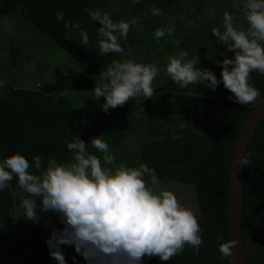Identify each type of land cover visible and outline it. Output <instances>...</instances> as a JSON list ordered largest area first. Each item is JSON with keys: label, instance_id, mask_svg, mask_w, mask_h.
Returning a JSON list of instances; mask_svg holds the SVG:
<instances>
[{"label": "trees", "instance_id": "trees-1", "mask_svg": "<svg viewBox=\"0 0 264 264\" xmlns=\"http://www.w3.org/2000/svg\"><path fill=\"white\" fill-rule=\"evenodd\" d=\"M209 1L0 0V19L3 22L14 11L26 12L31 23L80 69L73 75L61 74L56 80L43 83L34 90L14 88L10 82L0 86V160L19 152L29 162L34 155H41L54 156L58 161L67 163L71 159L67 143L73 140L74 135L86 144L92 137L102 135L118 164L138 167L144 163L155 170L159 181H177L193 186L196 205L190 204L187 208L193 212L201 229L203 243L198 252L185 245L184 250L169 261L153 257L146 258L145 264H232L230 255L220 259L218 248L221 243L228 242L226 201L232 149L253 104L239 105L226 99L231 93L222 85L215 91L207 89L203 83L180 88L170 78H163L156 84L153 82L151 98L133 97L123 106L105 113L100 108L103 97L95 99L93 88L101 82V74L113 61H121L119 58L126 48L120 40L123 53L113 52L102 56L97 44L96 29L99 24L92 21L87 10L108 13L110 6L115 7L118 2L120 8L113 13L115 20L137 21L130 24L127 38L135 42L140 40L141 48H145L144 54L159 62L164 54L172 52L174 46L167 33L159 40L153 35L157 24L163 19L159 15H192L206 9ZM214 1L213 6L221 2ZM225 1L228 8L234 10L237 4V10L243 17L244 10L238 0ZM153 7L160 9L159 15L152 14ZM58 13L62 14L61 20H57ZM222 15H215L211 24L219 23ZM65 23L68 24L67 28ZM75 24H79V28L74 27ZM212 26H206L203 30L211 32L209 28ZM81 30L88 35V44L81 42ZM202 31L193 35L177 32L176 43L184 47L189 41L202 40L197 37ZM205 38L211 41L212 49L209 55H205L209 49L205 53L201 51L195 54L199 60L197 67H206L219 78L220 68L216 61L226 55H221L220 47H213L215 37L208 34ZM143 41L155 44L161 51L155 52ZM188 44L185 49L190 56L193 51H190ZM4 48L11 71H14L19 67L16 62L19 60L18 49L5 45L2 49L0 47V52L5 51ZM191 58L193 56L188 57ZM0 60L1 65L4 61L2 58ZM0 77L4 80L9 76ZM249 82L259 89L262 97L264 75L253 71ZM154 107H158L159 112L163 109L157 125L163 123L165 129L151 124L155 118ZM137 128H146L147 136L132 143L137 145L133 150H138H131V153L122 144L131 140ZM87 147L89 152L101 155L90 143ZM248 152L253 155L248 158L249 163L244 165L243 170L241 233L246 263L264 264V117L250 138ZM17 189L24 192L13 176L8 186L0 190V264H55L48 256L45 240L51 228L60 227L57 219H47L45 228L38 230L37 234L31 231L23 235L12 233V191ZM27 195L24 192L18 203ZM64 252L66 258L75 255L70 247H65ZM77 259L80 260L79 257ZM68 264H72L70 259ZM80 264H83L82 260Z\"/></svg>", "mask_w": 264, "mask_h": 264}, {"label": "clouds", "instance_id": "clouds-1", "mask_svg": "<svg viewBox=\"0 0 264 264\" xmlns=\"http://www.w3.org/2000/svg\"><path fill=\"white\" fill-rule=\"evenodd\" d=\"M238 3L244 9L247 28L235 26L233 15L225 11L222 26L211 30L225 51L232 53L231 57L221 53L223 58L216 61L219 78L210 69L197 67V56L187 59L184 50L168 57L165 71L180 88L203 83L215 91L222 85L231 93L226 99L239 105L255 104L260 99L259 89L249 80L253 71L264 75V0ZM87 12L99 24L96 32L100 54L123 53L120 40L137 21L114 22L107 12ZM151 12L159 15L160 9L153 7ZM62 18L58 13L57 20ZM74 27L79 28V24ZM172 32L169 26L157 28L153 35L159 40ZM80 36L81 42L88 44L89 37L83 30ZM159 71L155 63L113 61L93 88L95 99L103 97L100 108L107 113L133 97L151 98ZM89 143L101 155L89 152ZM89 143L74 135L67 143L71 153L67 163L41 155H34L29 162L19 152L0 160V190L15 176L18 186L28 194L19 202L26 221L39 224L41 214H55L60 227L51 228L45 240L49 258L55 264H68L69 259L72 264H80L81 260L83 264H145L146 258L153 257L169 261L185 245L198 252L203 241L195 215L178 202L173 192L161 188L155 170L144 163L138 167L118 164L102 135L92 137ZM252 155L243 153L238 164L247 165ZM233 244L219 245L221 260L231 254ZM65 247L75 255L66 258Z\"/></svg>", "mask_w": 264, "mask_h": 264}, {"label": "rangeland", "instance_id": "rangeland-1", "mask_svg": "<svg viewBox=\"0 0 264 264\" xmlns=\"http://www.w3.org/2000/svg\"><path fill=\"white\" fill-rule=\"evenodd\" d=\"M118 2H116L115 7L113 5L110 6L111 9L108 12L114 22L116 20L113 13L114 11L118 12V9L120 8ZM214 2V0H210L207 4L206 9L196 11L192 15L188 16L186 14L178 15L176 17L170 15H167L166 17L164 15H159L160 17H163V19L160 21L159 24H157V28H164L165 26L172 27L173 32L171 33V35L166 36L170 37V40L172 39V41H170L172 43L171 45L174 44V46L172 47V52H169V54H164L159 62L154 61V58L149 59L148 54H144L145 48H141L142 46L140 40L135 42L129 40L127 37L121 39V42L126 48V51L123 56H121L119 59L121 61L126 59H132L136 62L145 64L153 62H155L156 64L158 63L157 67L160 69V71L158 72V76H156L153 80V82H155L156 84L157 82H160V80L163 78H170L165 71V66L168 62V57L170 55H175L180 50H184L187 52L185 48L188 43V45H190L189 49L191 48L190 51H193L190 56L194 57L196 56L195 54H199L201 51L205 53L208 49L209 51H207L205 55H209L212 49V47L210 46L211 41H208V39L205 37L208 34L212 35V31L210 32L207 29L203 30V28H206V26L209 25H213L211 28H209L212 30L213 27L222 26L223 15L219 23H217L216 25H214L215 23L211 24V19L215 18V15H219L221 13L224 14L225 11L231 13L232 15L233 13H235V16L233 15L234 25L238 27L242 26L244 28H247L246 21L240 15V11L237 10V4L234 6L236 8L234 10V8H228L227 2L225 0H221L220 4L216 6H213ZM240 7L243 9L242 5H240ZM152 22H154V17L152 19ZM1 23L2 27H0V47L2 49V46L5 47L6 45L7 47H13L14 49H18L17 57L19 60H16V62L19 67H17L14 71H11L10 64L8 63V59L6 56L7 50L4 48L5 51L0 52V58L3 59L2 61H4L0 65V76L4 75L9 77L7 79L5 78L4 80L0 77V86H2V84L5 82H10L14 88H25L29 90H34L43 83L52 82L56 80L57 77L61 74L73 75L74 73L76 74L80 71L79 66L64 51H62L55 44H53V42L45 34H43L37 27H35L31 23L26 12L21 10L14 11L13 13H11L10 17H7V20H4V22L2 21V19H0V25ZM200 30L203 31L197 37L202 40L189 41L184 45V47L179 46L176 43L175 37L177 36V32H180L182 34L193 35L197 34L196 32H199ZM212 37L214 36L212 35ZM143 42L147 45V47L151 48L152 50H155V52L161 51L156 47L155 44L147 41ZM161 45L162 43L159 44L158 47H160ZM217 46L220 47L221 52L224 55L230 57L232 56L231 52L225 51V46L223 44L214 41L213 47ZM190 56L188 55V57ZM158 110V107H154L153 113L155 114V118L151 122L153 126L157 125V123L159 122V114L161 110L163 111V109H161L160 112ZM157 126H162V128L165 129V125L163 123H161V126ZM145 129L146 128H141L136 130L131 140L124 141L122 146L128 152H136L138 149L133 150V148H136L137 145H132V143L136 141L139 142L141 138H144L145 135L147 136V134H145ZM160 186L161 188L173 192L178 202L182 206L188 207L190 204H192L193 206L196 205L194 188L191 184L177 181L160 180ZM23 194L24 192L20 189L19 191L18 189L17 191H12L13 201L11 212V231L15 235H23L30 231L34 234H37L36 232H38V230L43 227L45 228L47 219L57 218L55 214L49 212L41 214V222L39 224H34L30 221H26L23 209L20 207V203H18L19 198H21V195L23 196ZM262 262L264 263V258Z\"/></svg>", "mask_w": 264, "mask_h": 264}, {"label": "water", "instance_id": "water-1", "mask_svg": "<svg viewBox=\"0 0 264 264\" xmlns=\"http://www.w3.org/2000/svg\"><path fill=\"white\" fill-rule=\"evenodd\" d=\"M263 117L264 95L250 107L232 149L226 201L228 242H234L230 248L232 264H247L246 249L241 233L244 165L238 164V158L246 153L250 138Z\"/></svg>", "mask_w": 264, "mask_h": 264}]
</instances>
